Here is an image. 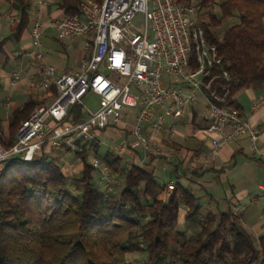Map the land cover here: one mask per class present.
Wrapping results in <instances>:
<instances>
[{
	"label": "trees",
	"instance_id": "16d2710c",
	"mask_svg": "<svg viewBox=\"0 0 264 264\" xmlns=\"http://www.w3.org/2000/svg\"><path fill=\"white\" fill-rule=\"evenodd\" d=\"M0 1L17 12L11 37L18 40L29 28L31 2ZM181 1L187 0H174ZM55 4L63 16L80 15L79 0ZM195 7L194 22L237 83L226 106L242 116L232 96L253 84L264 85V0H196ZM215 7L219 18L212 12ZM232 19L237 22L219 37L222 22ZM5 43L0 40V57L6 60ZM51 100L35 95L13 110L2 147L9 148L20 123ZM69 113L73 121L84 117L79 105ZM98 150H75L81 170L70 175L45 148L30 162L0 163V264H264V235L254 238L231 206L200 214V198L192 190L174 183L169 192L168 184L158 183L150 165L159 158L137 164L110 152L99 156ZM90 155L107 165L116 185L104 186ZM180 207L185 208L184 221L198 231L179 226ZM131 255L141 259L131 260Z\"/></svg>",
	"mask_w": 264,
	"mask_h": 264
},
{
	"label": "built area",
	"instance_id": "2783aa9c",
	"mask_svg": "<svg viewBox=\"0 0 264 264\" xmlns=\"http://www.w3.org/2000/svg\"><path fill=\"white\" fill-rule=\"evenodd\" d=\"M45 3L39 0L34 9L29 31L32 49L26 56L38 63L31 87L52 100L20 123L9 148L2 147L0 133V163L30 162L44 148L81 151L85 147L90 152L102 144L99 137L107 129L125 122L129 111L135 112L129 134L137 147L146 156L166 158L168 152L154 141V135L174 134L175 121L200 101L206 110L202 132L208 137V159L244 135L255 147L258 131L226 106L237 83L230 80L215 46L194 22V8L174 0H79V16L43 24L38 13ZM47 31H54L61 42L82 39L85 56L77 69L59 72L44 62L42 39ZM18 79L13 72L9 86ZM88 93L100 101L93 112L82 104ZM75 105L81 106L83 119L69 117ZM128 147L124 138L112 155L121 156ZM90 162L104 186L118 183L98 158L93 156ZM167 188L173 191L174 184ZM258 188L264 195V184Z\"/></svg>",
	"mask_w": 264,
	"mask_h": 264
},
{
	"label": "crops",
	"instance_id": "0c3cea01",
	"mask_svg": "<svg viewBox=\"0 0 264 264\" xmlns=\"http://www.w3.org/2000/svg\"><path fill=\"white\" fill-rule=\"evenodd\" d=\"M44 1L46 3L40 7L38 13L43 24L49 19L63 17L62 11L55 4L56 0ZM17 24V12L10 9L7 3L0 1V40L6 39L3 46L6 60L0 57V133L3 140L7 139L11 112L21 108L35 96L30 79L38 73V63L31 62L26 56L32 49L29 39L30 29L28 28L18 40L11 37ZM50 33L51 31H47L42 39V52L44 48L49 49L47 54L43 52L44 62L56 67L59 72L77 69L85 56L82 39L60 41L64 55L52 45ZM54 39L59 42L55 35ZM77 42L82 45V49H74ZM55 51L58 52L57 57ZM68 53L71 54L72 60ZM61 59L66 62L62 64ZM13 72L19 74V79L15 86L10 87L9 80ZM41 95L49 99L44 93ZM26 96L28 98L25 101ZM232 99L241 107L242 116L258 131L254 148L244 135L223 145L213 159H208L209 142L196 140L197 132H202L207 124L205 106L199 102L175 121L174 134L154 135V141L164 147L168 155L165 159H153L150 166L152 168L159 166L161 171L166 173L168 169L170 170L168 172L171 175L169 174L166 185L178 183V180H183L188 186L192 185L191 188H185L192 190L200 200L210 199L211 203L208 207L211 211H224L231 206L236 212L234 213L241 217L243 226L254 238H258L264 234V195L257 193L259 183L264 179V85L253 84L241 89L232 96ZM2 114L5 115L4 118ZM134 117L135 112L129 111L124 123L117 128L107 129L102 135L105 143L108 142L109 145L114 143L113 141L118 144L126 138L129 147L123 157L125 156L126 161L140 164L150 158L137 147L135 139L129 134L134 124ZM143 127L145 131L146 127ZM194 139L197 141L195 144L192 142ZM134 151L139 152L140 157L137 158ZM68 170L71 171V167ZM80 170L81 166L75 171ZM210 189H213L212 193L208 192ZM206 209L201 206V213L208 211ZM184 214L185 208L180 207L179 226L190 233L198 231L197 225L184 221Z\"/></svg>",
	"mask_w": 264,
	"mask_h": 264
},
{
	"label": "rangeland",
	"instance_id": "374dc122",
	"mask_svg": "<svg viewBox=\"0 0 264 264\" xmlns=\"http://www.w3.org/2000/svg\"><path fill=\"white\" fill-rule=\"evenodd\" d=\"M37 1L38 0H30V2H31V11H30V20H29V29H30V27H31V24H32V22H33V20H34V12H33V8L36 6V4H37ZM179 4H182V5H184V6H186V7H192V8H194V10H195V12H196V7H195V5H196V0H187V1H181V3H179ZM213 14L217 17V18H219V11H218V9L215 7L214 9H213ZM202 13H204L203 11L202 12H200L199 13V15H201V18H202V20L204 21V22H207V18H206V15L204 14H202ZM198 14L197 13H195V15L194 16H197ZM235 23V22H237V20H227V21H223L222 22V26L218 29V31H217V34H218V36L220 37L222 34H223V32L232 24V23ZM135 23H138V19H136V21H135ZM54 35H55V33H54V31H51V33L49 34V36L51 37L50 39H51V43H52V45L53 46H55L56 47V50H59L60 52L59 53H62V54H64L65 55V53H64V51L62 50V44L60 43V41L58 42L57 40H55L54 39ZM74 49H82V45L79 43V42H77L76 43V45H75V47H74ZM49 49H46V48H44L43 49V52L45 53V54H47V51H48ZM55 54H56V57H57V54H58V52L57 51H55ZM68 55H69V58L71 57V54H69L68 53ZM62 60V59H61ZM70 60H72V57L70 58ZM66 62V60H62V64H64ZM34 91V90H33ZM34 93H35V95H40V97H41V93L40 92H38V91H34ZM27 96L25 97V101L27 100ZM201 102V101H200ZM82 104H83V106L85 107V108H87L89 111H95L97 108H98V104H99V98L96 96V95H94V94H87V95H85L84 97H83V99H82ZM3 115V114H2ZM4 116L5 115H3V118H4ZM110 132H113V131H110ZM114 135H116V134H114ZM100 141L102 142V144H100L99 145V150H98V154H99V156H102V155H104L106 152H110V153H112V151H113V149H115L116 148V146L118 145L115 141H113L114 143H110V145H109V143L107 142V143H105V141H104V137H103V135H100ZM197 139H202V141H208V137L203 133V132H197V136H196V140ZM108 141V140H107ZM194 144H195V142H197V141H195V139H194V141H192ZM75 151L74 150H63V149H59V150H52V152H51V156L52 157H56L57 158V164L58 165H62L63 166V168H64V173H65V175H70V174H76L77 172L75 171L76 170V168L78 169L79 167H80V162H79V160H78V158L75 156V153H74ZM92 155H90V157H89V161H91L92 160ZM148 158H150L151 156H147ZM69 167H71V171H69L68 169H69ZM146 168H148V169H150V166H145ZM169 170V169H168ZM168 170H167V173L166 172H164V171H161V169H160V167L159 166H156L155 168H154V173H155V175L157 176V178H158V183L161 185V186H163V185H165L166 184V182L169 180V177H170V173L168 172ZM170 171V170H169ZM181 173H182V170L180 169L179 170ZM170 174V175H169ZM181 186H183V187H192V185H187L186 183H184V181L183 180H178L177 181ZM259 184H264V179H262L261 180V182L259 183ZM260 191V190H259ZM257 192V193H261V195H263L262 194V192L260 191V192ZM209 193H212L213 192V189H210L209 191H208ZM201 202H200V205L201 206H204V208H207L206 210H208L209 211V207L208 206H210V203H211V200L210 199H208V198H203L202 200H200ZM233 210V209H232ZM205 213L207 212V211H204ZM233 212H235L234 210H233ZM236 213V212H235ZM200 214H202L201 212H200ZM264 235V234H263ZM129 258L131 259V260H135V261H139L141 258L139 257V256H136V255H131V256H129Z\"/></svg>",
	"mask_w": 264,
	"mask_h": 264
}]
</instances>
